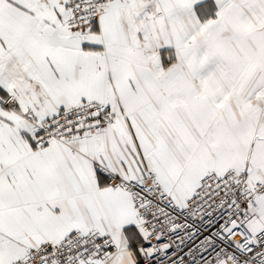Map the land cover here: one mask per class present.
Wrapping results in <instances>:
<instances>
[{
    "label": "snow or ice",
    "instance_id": "obj_1",
    "mask_svg": "<svg viewBox=\"0 0 264 264\" xmlns=\"http://www.w3.org/2000/svg\"><path fill=\"white\" fill-rule=\"evenodd\" d=\"M0 264H264V0H0Z\"/></svg>",
    "mask_w": 264,
    "mask_h": 264
}]
</instances>
